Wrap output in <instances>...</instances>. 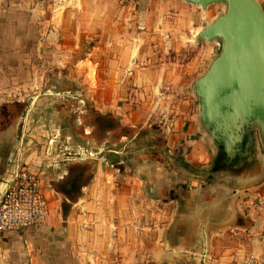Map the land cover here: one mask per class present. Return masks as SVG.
Returning a JSON list of instances; mask_svg holds the SVG:
<instances>
[{"label":"crops","instance_id":"obj_1","mask_svg":"<svg viewBox=\"0 0 264 264\" xmlns=\"http://www.w3.org/2000/svg\"><path fill=\"white\" fill-rule=\"evenodd\" d=\"M16 1L0 0L9 5L2 10L19 5L14 8L19 9L16 18L37 19L32 32L44 49L55 45L75 50L77 35L94 36L96 41L80 59L95 67L94 109L118 115L122 127L138 126L148 135L151 150L145 152L158 156L155 165L164 173H125L137 179L133 185L128 179L120 183L114 173L97 172L83 183L82 170H70L80 161L65 156L70 155L68 148L55 152L54 140L39 146L30 139L18 141L13 138L16 130L0 123V197L17 168L28 166L41 174L50 208L43 223L0 232V264H214L212 256L229 255L234 250L229 243L241 237L225 231L244 227L243 201L254 193L260 173L235 170L242 161H251L249 154L224 161L234 170L208 169L220 150L196 124L192 88L209 67L216 41H199L197 52L184 56L181 52L194 46V35L186 34L179 45L170 37L172 32L163 33L158 21L151 32L146 27L137 34L123 12L103 25L99 0H26L27 8ZM84 18L90 26L80 22ZM47 96H36V108L24 113L29 120L45 119L42 123L47 124L58 114ZM13 104L21 103L12 102L7 109ZM2 110L0 106V122ZM28 128L29 121L24 130ZM169 153L175 155L169 158ZM51 154L52 169L44 163ZM65 160L69 162L61 163ZM174 160L183 170L171 167ZM56 168L57 173H51Z\"/></svg>","mask_w":264,"mask_h":264},{"label":"rangeland","instance_id":"obj_2","mask_svg":"<svg viewBox=\"0 0 264 264\" xmlns=\"http://www.w3.org/2000/svg\"><path fill=\"white\" fill-rule=\"evenodd\" d=\"M25 1L17 0L16 2L21 3V7L27 8ZM257 1L264 6V0ZM4 4L0 3V106L3 107L0 123L2 128L11 127L16 130L13 138L18 141L30 139L39 146L43 141L49 143L50 140H54L55 152L65 151V148H68L70 155L65 154V156L75 157L80 161V166H72L70 170L73 173L83 170V183L88 182L92 173L97 172L114 173L116 179L122 181L120 183L123 184L128 179L133 185L137 179L128 177L125 173H140L146 177L151 173H164L162 169L160 170L161 167L155 165L158 156L155 153L145 152V149L151 150V146H148L145 140L148 135L140 131L138 126L122 127L121 117L118 115L94 109L91 91L95 90L93 86L96 77L95 67L88 61H80L89 50V44L96 41L94 36L77 35L78 47L75 50L55 48V45H52L54 49L49 47L44 49V44H39L37 41L39 35L32 32L34 27L32 24L36 25L37 19L32 21L29 17L16 18L19 9L14 8L19 5L4 12L2 8L6 9L9 6L6 7ZM86 6L90 7V5ZM98 9L101 14L100 23L103 25H107L104 21L109 20L110 16L123 12V15L129 16V28L137 34L146 27H149L148 32H151L158 21V26L163 33L172 32L170 37L179 45L183 42L182 39H186V34L189 37L194 35V46L181 52L182 55L189 56L197 52L195 47L201 41L198 39L199 31L225 12L226 3H212L202 9L199 5L183 0H99ZM145 14H148V17ZM82 21L85 26L88 25L86 18L80 19V22ZM213 41L221 43L219 39ZM220 49L221 46L212 53V60L218 55ZM58 87L66 91L57 92ZM43 93L49 94L47 97H51L53 101L50 105L58 110V114H55L53 119H47V124L42 123L45 119L37 122V119L29 120L28 115H24L29 109L30 114L32 109L36 108L38 105L34 102L36 96L43 95ZM17 100L21 104H13V109H7V105ZM81 110L84 113H80ZM194 111L196 124L200 125L199 99L196 95ZM17 114L18 118L14 119ZM22 117H26L24 122ZM28 121L29 128L26 131L24 128L28 127ZM124 134H126L125 138H123ZM152 136L156 137L157 134ZM119 138L121 141L118 140ZM240 145L241 154H249L251 161L244 162L239 169H235L232 164L224 168L241 170L243 173H260V176L257 179L258 183L254 193L246 196L243 201V215L246 219L244 227L229 228L225 231L233 237H241V241L229 243L234 249L229 255L212 256L211 261L213 260L214 264H264V174H262L264 173V140L260 138L257 130H252L245 134ZM107 150L110 151L107 152ZM75 151H78V155H74ZM166 155L171 158L175 154ZM52 156V154L45 156L44 163L54 161ZM114 157L123 163H114V167L111 166L112 161L115 160ZM235 160L240 162L241 158ZM67 162L69 160L61 163ZM172 162L174 165L169 162L168 165L173 166L175 171L183 170V167H177L176 160ZM219 162L220 158L216 156L213 165L211 164L208 169H224L221 167L222 163ZM61 165L59 164V167ZM50 169L45 173H49ZM58 169L51 170V173H57ZM53 176L55 174L51 177ZM62 183L59 182L58 185L61 191L64 187ZM208 260L210 261V258Z\"/></svg>","mask_w":264,"mask_h":264},{"label":"water","instance_id":"obj_3","mask_svg":"<svg viewBox=\"0 0 264 264\" xmlns=\"http://www.w3.org/2000/svg\"><path fill=\"white\" fill-rule=\"evenodd\" d=\"M204 9L217 2L226 10L198 33L219 39L221 49L192 91L199 99L200 126L231 160L241 154L245 134L264 140V10L257 0H183Z\"/></svg>","mask_w":264,"mask_h":264},{"label":"built area","instance_id":"obj_4","mask_svg":"<svg viewBox=\"0 0 264 264\" xmlns=\"http://www.w3.org/2000/svg\"><path fill=\"white\" fill-rule=\"evenodd\" d=\"M215 45L219 48L221 43L216 41ZM80 210L83 211L81 206ZM49 211L41 174L19 166L0 197V232H16L43 223Z\"/></svg>","mask_w":264,"mask_h":264},{"label":"flooded vegetation","instance_id":"obj_5","mask_svg":"<svg viewBox=\"0 0 264 264\" xmlns=\"http://www.w3.org/2000/svg\"><path fill=\"white\" fill-rule=\"evenodd\" d=\"M62 84V82H59V84ZM56 90H58L57 92H59V90H61V88L60 87H58V88H56ZM61 91H66V90H61ZM110 150H107V152H109ZM117 152V151H116ZM115 158V157H114ZM218 158H220V162L219 163H222V166L221 167H228V166H230V165H227V164H225L226 163V160H228L227 158H226V156H225V154L224 153H222L221 151H219V155H218ZM242 160V159H241ZM240 160V161H241ZM244 160V159H243ZM224 161H225V163H224ZM234 161H236V160H234ZM113 163L111 164V166H113L114 167V165L115 164H120V163H123V161H121V160H116V158H115V160H113L112 161ZM115 163V164H114ZM232 163V162H231ZM242 163H244L243 161H242ZM230 164V163H229ZM83 171V170H82ZM82 171H80L81 173H83ZM80 180H81V178H79V179H77V181H76V183H79L80 182Z\"/></svg>","mask_w":264,"mask_h":264}]
</instances>
